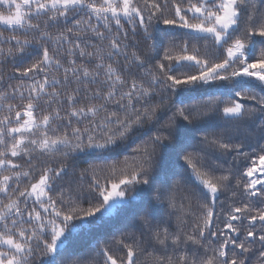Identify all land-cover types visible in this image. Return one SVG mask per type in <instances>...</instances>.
I'll use <instances>...</instances> for the list:
<instances>
[{
    "label": "snow or ice",
    "instance_id": "1",
    "mask_svg": "<svg viewBox=\"0 0 264 264\" xmlns=\"http://www.w3.org/2000/svg\"><path fill=\"white\" fill-rule=\"evenodd\" d=\"M0 264H264V0H0Z\"/></svg>",
    "mask_w": 264,
    "mask_h": 264
}]
</instances>
